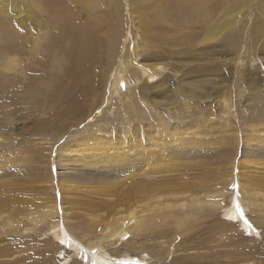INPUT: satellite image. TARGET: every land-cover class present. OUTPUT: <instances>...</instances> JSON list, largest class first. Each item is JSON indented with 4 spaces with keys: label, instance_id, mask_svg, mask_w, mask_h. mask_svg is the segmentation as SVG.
Here are the masks:
<instances>
[{
    "label": "rangeland",
    "instance_id": "obj_1",
    "mask_svg": "<svg viewBox=\"0 0 264 264\" xmlns=\"http://www.w3.org/2000/svg\"><path fill=\"white\" fill-rule=\"evenodd\" d=\"M62 1L0 0V264H264V0Z\"/></svg>",
    "mask_w": 264,
    "mask_h": 264
},
{
    "label": "bare ground",
    "instance_id": "obj_2",
    "mask_svg": "<svg viewBox=\"0 0 264 264\" xmlns=\"http://www.w3.org/2000/svg\"><path fill=\"white\" fill-rule=\"evenodd\" d=\"M44 2H47L48 3V1H55V0H43ZM66 1H71V2H77L76 0H63L62 2L64 3V2H66ZM104 2H106V3H108V2H110V1H112V0H103ZM181 1V0H180ZM183 1H185V0H182L181 2L183 3ZM188 0H186V2H187ZM204 2H207V1H209V0H203ZM231 1V0H230ZM103 2V3H104ZM149 3H150V7H147V8H150V9H156V12L157 13H161L162 14V16H165L166 17V15H171V14H175L178 10H179V8H177V6H175V4L174 5H172L174 2L173 1H171V0H149L148 1ZM147 2V3H148ZM153 2V3H152ZM185 2V3H186ZM216 2V1H215ZM229 2V1H228ZM227 2V3H228ZM217 3V2H216ZM226 3V4H227ZM239 2H234V3H230L229 5H227V7L224 9L225 10V12H228L229 13V11H231V10H233L234 8H239V4H238ZM70 4V3H69ZM187 4L189 5L190 4V2H187ZM226 4L223 6V5H221L220 6V8L219 9H222V8H224L225 6H226ZM188 5H184L183 4V6H181L182 8H183V10L184 9H190V7L188 6ZM201 5V4H200ZM70 6V5H69ZM95 6V5H94ZM194 6V5H193ZM216 8L219 6V4H217V5H214ZM66 7V6H65ZM196 7H199V6H197L196 5ZM202 7H203V10H207V7L205 6V5H202ZM67 8V7H66ZM209 8V7H208ZM62 8H57V10L56 9H51V8H47V12H46V14L48 15L47 17H48V19H47V21H50V22H53V23H58V24H55V25H57V27H64V24L66 23V21L65 20H70V21H72V19L71 18H69V16H70V14H66V15H64L65 14V12H66V10L67 9H64V10H61ZM202 8L201 7H199L198 9H197V11H199V10H201ZM50 10V11H49ZM92 10L94 11V10H96V7H93L92 8ZM216 10V9H215ZM222 11V10H221ZM169 12V13H168ZM61 13H64V14H61ZM56 15H58L57 17H56ZM64 15V16H63ZM161 17V16H160ZM63 21H65L64 23H62ZM220 21V20H219ZM68 23V22H67ZM26 24V23H25ZM24 25V24H23ZM22 25V26H23ZM161 26V25H160ZM203 26V25H202ZM162 27V26H161ZM201 27V26H200ZM40 28V27H39ZM160 27H158V29H159ZM166 28V27H165ZM14 33H15V35H16V33H17V30H15L14 31ZM13 33V34H14ZM17 37H18V35H17ZM20 37H22L21 35H20ZM15 38V37H14ZM21 39H23L24 40V38L22 37ZM16 40H18V38L16 39ZM19 42V41H18ZM20 43H22V40H21V42ZM124 66H125V64H124ZM124 66H122V67H124ZM122 69V68H121ZM124 70H126V68L124 69ZM120 72V71H119ZM142 72L143 73H146L145 72V70L144 69H142ZM147 74V73H146ZM147 76H148V74H147ZM136 79V78H135ZM115 82V81H114ZM116 83V82H115ZM125 83H127V80L125 79V78H123V75H122V73H120L119 75H118V77H117V84H116V86H117V88H114L115 90V93L118 91L117 89H120L119 87L121 86V85H123V84H125ZM115 86V87H116ZM113 92V91H112ZM257 126H259V125H257ZM256 126V127H257ZM165 128V127H164ZM167 128V127H166ZM258 128V127H257ZM256 129V128H255ZM163 134V133H162ZM164 135V134H163ZM157 136H159V135H157ZM152 137H154V136H152ZM167 137H168V135H167ZM159 139V138H158ZM152 140H154V139H152ZM160 141V140H159ZM154 142V141H153ZM157 142V141H156ZM156 142H155V144H156ZM110 143H112V142H110ZM149 144V146H150V143H148ZM158 144V143H157ZM162 144V143H161ZM112 146V145H111ZM110 146V147H111ZM146 146H148V145H146ZM151 146H153V145H151ZM155 146H157V145H155ZM141 147V146H140ZM146 148V147H145ZM123 149V148H122ZM150 149V148H149ZM160 151V150H159ZM147 152V151H146ZM153 154V153H152ZM244 154V153H243ZM243 158H245L244 156H243ZM246 158H248V157H246ZM156 160V159H155ZM162 160V159H161ZM157 161V160H156ZM156 161H155V163H156ZM162 162V161H161ZM243 162V161H242ZM114 163V162H113ZM160 163V162H159ZM159 163H157V165L159 164ZM170 163V162H169ZM168 163V164H169ZM245 163V162H244ZM243 163V164H244ZM172 164V163H171ZM151 165V164H150ZM153 165V164H152ZM167 165V164H166ZM154 166V165H153ZM159 166V165H158ZM157 166V167H158ZM244 166V165H243ZM150 167V166H149ZM154 167H156V166H154ZM244 168V167H243ZM246 169V168H245ZM244 169V170H245ZM252 174V173H251ZM251 176V175H250ZM249 176V177H250ZM253 178H256V177H253ZM150 180V179H149ZM259 180V179H258ZM264 181V180H263ZM155 183V182H154ZM204 183V182H203ZM207 183V182H206ZM157 185V184H156ZM204 185H206L205 183H204ZM238 185V184H237ZM199 187V186H198ZM238 187V186H237ZM206 188V187H205ZM204 188V189H205ZM213 188V187H212ZM204 189H202V190H204ZM197 190H199V188L197 189ZM208 190V189H207ZM238 194H239V192H238ZM207 196V195H206ZM240 197V196H239ZM237 195H233V196H231V198H230V202H229V204L227 205V206H225L223 209H222V214H223V216L225 217L224 219L225 220H227V221H231V222H235V221H237L238 223H239V225H240V227H242L243 229H245V230H249V231H256V232H258L257 230H256V227H255V225L253 224V223H251V221L249 220V218L246 216L245 217V215H244V212H243V210L245 209V206L242 204V202H241V198H239ZM256 197V196H255ZM8 201V200H7ZM10 201V200H9ZM200 202V201H199ZM213 203V202H212ZM263 209H264V207H263ZM195 210V209H194ZM178 212V211H177ZM171 214V213H170ZM176 215V214H175ZM201 215V214H200ZM172 216H174V215H172ZM198 216V215H197ZM195 217H196V214H195ZM35 218V217H34ZM33 218V219H34ZM45 218V217H44ZM194 218V217H193ZM174 219V218H173ZM136 221V218L135 217H132V218H130V222L131 223H134ZM38 224V223H37ZM78 224V223H77ZM205 227V226H204ZM96 228H97V225H96ZM180 228V227H179ZM24 229V228H23ZM95 229V228H94ZM252 229H254V230H252ZM47 231V230H46ZM106 231H109V228H106ZM104 232V231H103ZM105 233V232H104ZM247 233V232H246ZM46 234V233H45ZM47 234H50V235H53V236H60V238H59V241H61V242H63L62 244L64 245H66V243L64 242V241H67L68 242V244L70 243V241H71V239H73V240H75V241H78V242H81L82 243V240H80L79 238H77L75 235H73L71 232H69L68 230H67V228H66V226L65 225H61V224H54L53 225V223L51 224V225H49V230L47 231ZM103 236V235H102ZM127 237V234H126V230H125V228L123 227V225L121 226V228H119V229H115V231L114 232H108V235H106V237L105 238H103V239H113V240H115L114 238H117V240H124L125 238ZM97 239H94V240H92V241H87V243H84V244H86L87 246H95V249L97 250L96 251V253L95 254H93V255H88V257L89 258H91V260H90V263H93V264H118V262H117V260H116V262L115 261H113V260H111L110 258H108V256H105V254H107L108 252H106V250H105V247L104 246H102V244H100V242L102 241V239L100 238V237H96ZM73 240H72V244H73ZM126 240V239H125ZM67 244V245H68ZM66 245V246H67ZM10 246H8V249H10L9 248ZM67 247H69V246H67ZM14 249V246L12 245V247H11V250H13ZM169 249L170 250H172L173 249V247L171 246V245H169ZM237 251V250H236ZM241 252V251H240ZM229 253V252H228ZM152 253H151V251H149V250H145V249H140L139 251H138V254L136 255V256H142V255H144V256H146V255H148L149 257L147 258V259H149L151 262L152 261H154L155 259H154V257L151 255ZM15 255V254H14ZM57 255L58 256H60V257H62L61 259H62V261H61V264H68L71 260H72V258L71 257H66L65 255H64V253H63V250H58L57 251ZM170 254L169 253H167V257H166V259L164 260V262L165 261H168V256H169ZM13 257V256H12ZM131 257H132V254H121V255H119V256H117V258H118V260H119V262L120 261H127V260H130L131 259ZM190 257V256H189ZM230 257V256H229ZM139 258V257H138ZM202 258V257H201ZM190 259V258H189ZM204 259V258H203ZM162 263L161 264H163L164 262L163 261H161ZM183 262V261H182ZM74 264V263H73Z\"/></svg>",
    "mask_w": 264,
    "mask_h": 264
},
{
    "label": "crops",
    "instance_id": "obj_3",
    "mask_svg": "<svg viewBox=\"0 0 264 264\" xmlns=\"http://www.w3.org/2000/svg\"><path fill=\"white\" fill-rule=\"evenodd\" d=\"M13 245H18V244H13ZM4 246H5L4 244L0 245V247H1V248H0V251H1L2 253L5 252L4 254H6V253L8 252V254H10L11 252H13V258L16 257V256H15V255H16V252H14L16 249H14V251H13V250H12V251H10V250L7 251V250L4 249ZM19 250H20V248H19ZM14 254H15V255H14ZM64 255H65V254H64ZM3 258H4V256H3V257H0L1 260H2ZM60 264H61V262H60Z\"/></svg>",
    "mask_w": 264,
    "mask_h": 264
}]
</instances>
